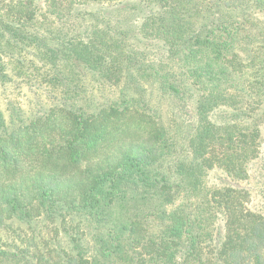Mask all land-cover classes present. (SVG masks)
Here are the masks:
<instances>
[{
  "label": "trees",
  "instance_id": "trees-1",
  "mask_svg": "<svg viewBox=\"0 0 264 264\" xmlns=\"http://www.w3.org/2000/svg\"><path fill=\"white\" fill-rule=\"evenodd\" d=\"M0 83V264H264V0H9Z\"/></svg>",
  "mask_w": 264,
  "mask_h": 264
},
{
  "label": "rangeland",
  "instance_id": "rangeland-1",
  "mask_svg": "<svg viewBox=\"0 0 264 264\" xmlns=\"http://www.w3.org/2000/svg\"><path fill=\"white\" fill-rule=\"evenodd\" d=\"M9 0H0V8H3ZM87 84L91 85L90 92L87 95H106L111 98L114 94L109 93V91H104L99 89V83L89 77ZM45 94L42 92L34 93L27 86L25 88L16 87L15 85H10L8 83H0V111L3 112L6 119L11 115L13 108H17L22 111L25 116H33L34 114H43L47 108L51 106L50 102L46 101ZM45 109V110H44ZM27 227L20 223H13L10 228L5 229L6 236H9V240L3 239L4 241L10 242L14 240H19V237L26 234ZM3 235V236H4ZM41 237L43 236L40 235ZM3 241V242H4Z\"/></svg>",
  "mask_w": 264,
  "mask_h": 264
}]
</instances>
